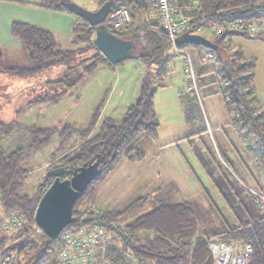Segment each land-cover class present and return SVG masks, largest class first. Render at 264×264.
<instances>
[{
  "label": "trees",
  "instance_id": "1",
  "mask_svg": "<svg viewBox=\"0 0 264 264\" xmlns=\"http://www.w3.org/2000/svg\"><path fill=\"white\" fill-rule=\"evenodd\" d=\"M35 1V5L42 9L70 13L65 7V0ZM108 1L113 2L109 14L123 6H128L137 12H149L146 0H105L103 4ZM200 8L199 13L184 11L185 16L190 20L189 31L192 33H196L199 27H207L211 23L224 25L234 21L264 20V0H201ZM132 10V21L124 28L126 32L122 29L115 35L120 39L132 41L138 59L151 73L156 74L157 79L161 78L165 75L169 57L178 58V56L171 52V44L158 22H150L146 19L138 21L137 26H134L135 18ZM94 34L95 29L81 20L73 31V42L81 45L82 48L62 49L51 32L25 23H13L11 36L21 43L26 63L22 67H9L6 64L5 52L0 48V75L24 79L40 73L51 65L63 64L64 71L49 83L63 84L67 88L76 87L100 65L111 66L92 44ZM235 36L264 41V35L249 36L239 32L213 36L215 41L212 43L217 46V50L210 51L219 59L220 67L213 73L208 66L209 74L213 76L209 84L217 85L214 94L222 96L229 117L233 108L231 113L235 117L230 118L229 123L244 125L251 134L261 138L262 133L259 128L260 120L264 117V104L262 110L256 111L255 106L259 103L255 98L253 87L254 62L244 59L239 50L229 49L230 53H226V58L219 52L231 48L230 39ZM141 42L145 44L142 45ZM137 48H142L143 53L137 54ZM89 53L93 55L81 57ZM247 70L251 71L250 75L245 74ZM200 75L198 74V85ZM59 97L61 95L57 96ZM153 99L154 91L146 78L141 84L137 100L128 107L124 117L119 121L105 119L95 134L93 132L102 106L96 108L85 129L71 125L60 128L21 129L29 135L30 143L7 153L0 151V203L4 213L17 210L24 216L26 223L17 232L18 235L23 236L18 243L7 246L8 238L0 235V255L15 250L22 255L26 264H40L46 253L54 250L53 241L34 227L33 216L42 194L29 197L21 193L27 175V171L21 166L31 155L48 146L53 137L57 136L58 146L52 155V162L59 153H65L59 161V166L70 173L84 164L92 163V159L96 161V156H100L99 175L77 198L73 206V222L84 217L85 225L97 226L110 234L111 245L136 258L139 264H213L208 244L220 240H251L253 253L248 264H264V217L256 212L249 196L244 194L243 189L221 163H218L217 180L214 176L215 169L210 165L212 162L209 163L205 159L202 162V167L208 170L213 186L236 220L235 224L227 225L220 233L204 232L193 237L192 230L196 215L193 206L186 201L176 204L159 203L151 212L125 225H121V222L139 211L151 197L136 199L120 212L95 211L93 206L96 207L97 188L112 174L120 162L144 160L143 154L136 147L139 138H156L160 125ZM13 127L10 123H0L1 138H8L13 133ZM203 132L205 129L199 134ZM74 138H77V141H74ZM39 190L42 188L39 187ZM108 256L117 262L119 253L111 249L108 250Z\"/></svg>",
  "mask_w": 264,
  "mask_h": 264
},
{
  "label": "rangeland",
  "instance_id": "2",
  "mask_svg": "<svg viewBox=\"0 0 264 264\" xmlns=\"http://www.w3.org/2000/svg\"><path fill=\"white\" fill-rule=\"evenodd\" d=\"M70 1L88 11L97 10L105 2V0ZM132 13L135 18L134 26H137L138 21L141 22V18L146 20L150 17L154 20L157 16L144 11L132 10ZM122 31L126 32L125 29ZM202 35L211 42L215 41L212 35L207 33ZM56 40L62 49L82 48L73 42L71 34H57ZM240 40L248 42L244 44L242 51L256 59L253 83L257 87L258 97L262 102L260 103L263 104L264 42L243 37ZM237 42L234 40L231 48L219 51L221 56L226 58V53H230L229 49L236 50ZM188 48L196 72L202 74L199 76L201 105L196 96L184 89L186 82L176 56L169 57L165 75L161 77L162 79L158 78L159 80L140 59L110 64V67L102 64L85 81L72 88L49 83L64 71L63 64L51 65L40 73L24 79L0 75V123H10L14 126L13 133L8 138L0 136V151L7 153L28 145L31 139L21 130L25 127L60 128L71 125L85 129L96 108L102 106L93 132L95 134L105 119L119 121L124 117L128 107L137 100L141 84L147 78L154 91V109L160 125L157 136L154 139L147 137L138 139L136 147L144 156L143 162H120L114 174L96 190L99 204L109 210L120 212L136 199L152 195L139 211L121 222V225H125L151 212L159 203L176 204L186 201L193 206L196 215L193 237L204 232H222L227 225L235 224L236 220L213 186L208 170L202 167L203 160L212 162L210 165L215 169L214 176L217 180L218 163H221L233 177H238L250 185L256 184L257 170L247 157L235 132L228 127L230 117L224 110L222 96L214 94L217 85L209 84L213 76L209 74L208 65L200 62L202 53L196 55L199 51L204 52L203 48L195 46ZM136 50L137 54L143 53L142 48ZM4 52L9 67L25 65L23 49L20 52ZM85 55L90 57L93 53L81 57ZM58 95L61 97L57 98ZM204 129L205 132L199 135ZM74 141H77V138H74ZM57 146L58 137L55 136L48 146L31 155L21 166L27 171L21 193L29 197L44 193L46 187L41 184L46 172L51 167L59 165V161L65 155L63 152L59 153L52 162V155L56 152ZM39 187L42 190H39ZM159 187L161 189L154 194ZM243 192L247 195L244 190ZM4 217L5 213L0 203V235L8 238L7 246H10L18 242L15 240V233H6L2 228ZM53 245L57 251L58 247L54 242Z\"/></svg>",
  "mask_w": 264,
  "mask_h": 264
},
{
  "label": "built area",
  "instance_id": "3",
  "mask_svg": "<svg viewBox=\"0 0 264 264\" xmlns=\"http://www.w3.org/2000/svg\"><path fill=\"white\" fill-rule=\"evenodd\" d=\"M200 1L146 0L148 11L157 15L158 24L171 44V52L178 56L183 79L186 82V90L196 96L199 102H201V95L198 85V73L194 67L191 51L188 47H176L175 40L187 32L200 36H203V33L219 36L237 32L249 36L264 35V20L260 22L234 21L224 25L211 23L207 27H199L196 33L190 32V20L185 16L184 11L199 13L201 9ZM131 21L130 7L123 6L108 15L105 25L111 33L115 34L127 27ZM203 50L204 52L201 51V62L210 66L213 73H215L220 67L219 59L210 50ZM231 52L233 54V50ZM245 74L250 75L251 71L247 70ZM262 106L257 104L255 106L256 111L262 110ZM232 110L233 108H231V112ZM231 112L230 118L232 119L235 115ZM228 127L235 132L247 157L257 170L256 184L254 185L246 184L235 176L234 179L249 196L256 212L264 217V117L260 120L261 138L251 134L244 125L230 122ZM222 163L226 166L223 161ZM93 208L97 213H102L98 208L94 206ZM84 222V217H81L79 221L67 226L53 241L58 250L48 251L40 264H139L136 258L119 251L111 245L110 234L97 226L85 225ZM25 223L26 220L19 211L10 210L5 213L2 228L6 233H15V240L17 239V242H19L22 237L17 232ZM111 249L119 253L117 262L108 256V250ZM208 251L213 264H248L253 253V242L251 240H220L210 242ZM0 264H26V262L19 252L10 250L0 255Z\"/></svg>",
  "mask_w": 264,
  "mask_h": 264
},
{
  "label": "water",
  "instance_id": "4",
  "mask_svg": "<svg viewBox=\"0 0 264 264\" xmlns=\"http://www.w3.org/2000/svg\"><path fill=\"white\" fill-rule=\"evenodd\" d=\"M66 9L79 19L95 29L92 44L111 65H116L126 60L138 59L134 53L135 46L130 40H123L111 33L105 21L113 7V2L108 1L95 11H88L65 0ZM176 47L195 46L216 51L217 46L210 40L200 35L184 33L174 42ZM100 156L96 161L84 164L71 173L64 167H52L47 172L42 186L46 189L36 206L33 222L37 229L49 240L55 241L59 234L73 223V206L77 198L99 175ZM68 175V177H66ZM52 177L50 184H45L46 179Z\"/></svg>",
  "mask_w": 264,
  "mask_h": 264
},
{
  "label": "crops",
  "instance_id": "5",
  "mask_svg": "<svg viewBox=\"0 0 264 264\" xmlns=\"http://www.w3.org/2000/svg\"><path fill=\"white\" fill-rule=\"evenodd\" d=\"M35 2H36L35 0H0V48H2L4 51L20 52L22 50L21 43L11 36V25L13 23H25V24H29L35 27L42 28L46 31L51 32L54 35L55 40H56L57 34H65V33L71 34L72 39L74 38L73 31L80 24L81 19H79L78 17H76L75 15L71 13L53 12V11L42 9L36 6ZM140 20L142 21L144 19L141 18ZM146 21L158 22V17L156 16L154 20L148 17ZM240 38H241L240 36L231 37L230 39L231 46H233L234 40L238 41L237 42L238 48H235V49L240 51L244 59L253 61L255 63L256 61L255 58L247 56V54H245V52L242 51L244 44L248 42L240 40ZM252 41H260L262 43L264 42L261 40H252ZM57 44L60 45L58 42ZM200 53L201 51L196 53V55H200ZM253 87L255 91V98L257 102L261 104L262 102L259 100L257 87L254 85V83H253ZM184 89L186 90V86ZM210 95H213V94L210 93ZM199 103L200 105L202 104L201 102ZM224 110L226 112L225 107H224ZM122 162H128V161L124 160ZM130 163H135V162H130ZM116 168L117 166L115 167L114 171L109 177H111L114 174ZM98 189L99 187L97 188V190ZM160 189H161L160 187L157 188L154 194L158 193ZM95 202H96V208H98L99 210L115 212V211L109 210L103 207L102 205H100L97 194H96Z\"/></svg>",
  "mask_w": 264,
  "mask_h": 264
},
{
  "label": "flooded vegetation",
  "instance_id": "6",
  "mask_svg": "<svg viewBox=\"0 0 264 264\" xmlns=\"http://www.w3.org/2000/svg\"><path fill=\"white\" fill-rule=\"evenodd\" d=\"M59 165H56L55 167H58ZM52 169V168H51ZM51 169H49L47 172H49ZM47 172H46V174H47ZM52 177H49L48 179H46V181H45V184H46V182L48 181V183H51L52 182ZM47 183V184H48Z\"/></svg>",
  "mask_w": 264,
  "mask_h": 264
}]
</instances>
